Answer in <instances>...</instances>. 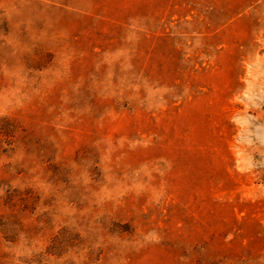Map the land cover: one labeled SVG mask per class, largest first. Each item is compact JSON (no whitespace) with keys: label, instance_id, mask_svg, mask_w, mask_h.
Returning <instances> with one entry per match:
<instances>
[{"label":"rangeland","instance_id":"1","mask_svg":"<svg viewBox=\"0 0 264 264\" xmlns=\"http://www.w3.org/2000/svg\"><path fill=\"white\" fill-rule=\"evenodd\" d=\"M0 264H264V0H0Z\"/></svg>","mask_w":264,"mask_h":264}]
</instances>
